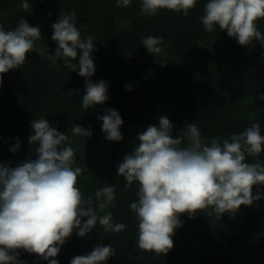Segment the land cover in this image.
Instances as JSON below:
<instances>
[{"label": "trees", "instance_id": "16d2710c", "mask_svg": "<svg viewBox=\"0 0 264 264\" xmlns=\"http://www.w3.org/2000/svg\"><path fill=\"white\" fill-rule=\"evenodd\" d=\"M21 2L0 0V24L6 31L13 30L20 19H26L30 26L40 28L36 47L49 52L43 56L26 53L24 65L2 74L0 165L15 168L38 158V144H30L29 137L34 134L31 122L43 117L50 127L68 136L67 145L76 156L73 167L83 169L77 186L84 197H93L98 215L110 211L114 224L125 225L124 231L114 233L97 222L83 238L76 229L54 259L71 264L74 257L102 245L115 251L102 264H264V185L253 187V194H261L259 201L242 205L236 213H224L220 220L214 212L208 215L211 209L197 211L191 218L182 214V226L172 236L173 248L157 255L137 245L138 220L129 205L138 199V184L133 182L126 189V180L118 175V165L139 144L138 134L149 126L158 127L161 116L172 123L174 138L193 122L206 142L219 137L222 144L253 122L264 135V100L259 98L264 94V45L253 41L242 46L218 25L206 31L200 18L207 0H197L187 16L166 9L154 16L142 15L141 0H131L128 7L118 5L117 0H27L28 12L20 7ZM72 12L81 39L93 40L96 71L90 79L107 84L108 99L87 110L81 106L85 78L65 67L62 59L53 64L48 58L58 47L51 39L52 25ZM257 28L264 35V19L257 21ZM147 36L163 38L160 54H149L142 45ZM125 54L132 61L127 62ZM107 108L120 114L123 140L111 141L103 153L96 150L97 142L105 139L98 117ZM75 125L91 130L92 136L73 135ZM17 142L20 147L13 153L10 149ZM188 143L185 140L181 147ZM246 162L264 164V150L256 157L246 156ZM105 184L115 188V201L100 211L95 191ZM18 252L24 264H49L37 254Z\"/></svg>", "mask_w": 264, "mask_h": 264}, {"label": "clouds", "instance_id": "9594fccd", "mask_svg": "<svg viewBox=\"0 0 264 264\" xmlns=\"http://www.w3.org/2000/svg\"><path fill=\"white\" fill-rule=\"evenodd\" d=\"M117 3L128 7L131 0ZM196 4L197 0H141L140 14L154 16L166 9L187 16ZM20 7L28 12L30 5L22 0ZM200 19L206 31L212 32L218 25L219 30H226L242 46L253 41L264 45V35L257 28V21L264 19V0H207ZM52 28L51 39L58 47L55 55L48 58L53 64L62 59L65 67L85 78L86 94L81 103L85 110L103 104L108 99L107 84L90 79L96 71L91 55L95 51L93 40L81 39L75 12L60 16ZM40 39V28L30 26L26 19H20L13 30L6 31L0 24V83L2 74L25 64L26 53L35 51L43 56L49 52L36 47L35 42ZM163 44L162 37L142 39V45L152 55L160 54ZM76 60L78 64L72 63ZM126 88L131 90L130 85ZM259 98L264 100V94ZM104 111L106 114L98 119L103 122L105 139L122 141L120 114L112 108ZM31 128L34 134L29 143L38 144V158L15 168L0 165V264H24L18 260L21 249L37 254L49 264H59L54 258L74 230L78 229L82 238L97 222L106 232L125 230L123 223L112 222L110 211L98 215L93 197L85 198L77 186L83 169L73 167L76 156L67 145L68 136L50 127L43 117L34 119ZM71 132L86 138L93 134L80 125ZM172 133L170 120L159 117V126H149L138 134V146L118 165V175L126 180V189L133 182L138 184V199L129 205L138 220L137 245L142 251L157 255H166L173 248L172 236L182 226V214L191 218L197 211L211 209L208 215L214 212L220 220L224 213H236L242 205L252 206L259 201L261 194H253V187L264 185V164L246 162V156L256 157L264 150V135L258 123L232 134L222 144L219 137L206 142L194 122L180 136L174 138ZM185 140L189 143L181 147ZM19 147L17 142L10 151L15 153ZM95 201L100 211L114 206L115 188L105 184L97 189ZM113 255L111 246L97 245L89 254L74 257L71 264H102Z\"/></svg>", "mask_w": 264, "mask_h": 264}, {"label": "rangeland", "instance_id": "374dc122", "mask_svg": "<svg viewBox=\"0 0 264 264\" xmlns=\"http://www.w3.org/2000/svg\"><path fill=\"white\" fill-rule=\"evenodd\" d=\"M124 58L127 60V62L132 61V58L130 55L125 54ZM111 147V141H108L106 139H101L97 142V152H107L108 148Z\"/></svg>", "mask_w": 264, "mask_h": 264}]
</instances>
